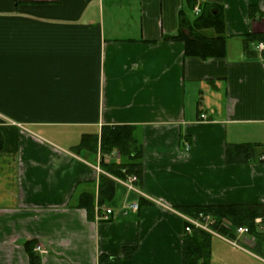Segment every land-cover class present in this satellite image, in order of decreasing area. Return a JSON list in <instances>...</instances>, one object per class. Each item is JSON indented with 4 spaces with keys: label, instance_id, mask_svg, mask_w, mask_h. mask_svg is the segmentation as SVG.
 Returning <instances> with one entry per match:
<instances>
[{
    "label": "crops",
    "instance_id": "0c3cea01",
    "mask_svg": "<svg viewBox=\"0 0 264 264\" xmlns=\"http://www.w3.org/2000/svg\"><path fill=\"white\" fill-rule=\"evenodd\" d=\"M203 5L221 14L219 58L172 39ZM247 36L264 44V0H0V264H183L192 209L264 205V57ZM113 127L133 130L138 173L104 171L130 162L95 144ZM228 144L253 159L228 162ZM254 223L262 238L211 235L208 264H264Z\"/></svg>",
    "mask_w": 264,
    "mask_h": 264
},
{
    "label": "trees",
    "instance_id": "16d2710c",
    "mask_svg": "<svg viewBox=\"0 0 264 264\" xmlns=\"http://www.w3.org/2000/svg\"><path fill=\"white\" fill-rule=\"evenodd\" d=\"M220 15L212 6L203 5L200 13L195 15L197 18L193 21L188 20L185 15L180 16V30L178 35L172 39L184 42L185 56L198 57L202 60L223 56L225 40ZM203 27L214 29L215 35L209 37L201 33L200 30ZM242 40L243 48L249 57H264L263 51L258 52L255 49V46L260 42H254L251 36L244 37ZM132 131L131 128L125 127L103 128L99 138H94L95 144L96 142L98 144L99 141V147L105 153H111L115 150L119 152L121 158L130 161L126 164L112 162L104 165L103 169L106 173L120 178H124L127 174L138 173L139 150L134 144ZM251 152L249 145L228 144L225 156L228 162L234 160L249 161L253 159ZM112 195L113 181L105 175L101 176L99 205H104L112 198ZM198 213L211 216L215 221L214 229L230 238L233 237L235 229L240 226L247 227L250 235L255 238H262L263 233L258 232L254 220L256 218L264 220V205L198 207L192 209L190 215L194 216ZM223 220L228 221L226 225L222 223ZM210 239V234L199 229H193L190 234H186L183 240V264H208L211 254Z\"/></svg>",
    "mask_w": 264,
    "mask_h": 264
},
{
    "label": "built area",
    "instance_id": "2783aa9c",
    "mask_svg": "<svg viewBox=\"0 0 264 264\" xmlns=\"http://www.w3.org/2000/svg\"><path fill=\"white\" fill-rule=\"evenodd\" d=\"M193 12H194V15H198L200 13V9L198 8V6L194 8ZM255 49L258 52L263 51L264 50V44L258 43L255 46ZM200 118L205 119V115L201 114ZM115 180L118 183L122 184L124 187H126L127 190L139 193V190L135 186V183L137 182V176L136 175H128L123 180L122 179H120V180L115 179ZM129 208L132 209L133 211H137L138 204L132 203ZM111 215H112V210L111 209H105L102 213H100L98 215V220L107 221L110 219ZM185 220H186V225H185V231L186 232H191L192 229H199V230L204 231V232H206L212 236H218V237L224 238L217 230L214 229L215 221L209 215L199 213L193 217H185ZM235 232H236L237 236H245V235H248V228L244 227V226H240V227H237L235 229ZM249 243L250 242L246 241V239L238 241V242L232 241L233 246L237 247L238 249H242V250H245V248L247 246H249ZM35 250L37 252H39L40 254H46L47 253V251L40 246H36Z\"/></svg>",
    "mask_w": 264,
    "mask_h": 264
},
{
    "label": "rangeland",
    "instance_id": "374dc122",
    "mask_svg": "<svg viewBox=\"0 0 264 264\" xmlns=\"http://www.w3.org/2000/svg\"><path fill=\"white\" fill-rule=\"evenodd\" d=\"M226 221V220H225ZM222 223H224V220L222 221ZM264 224V223H263ZM223 226V225H222Z\"/></svg>",
    "mask_w": 264,
    "mask_h": 264
}]
</instances>
